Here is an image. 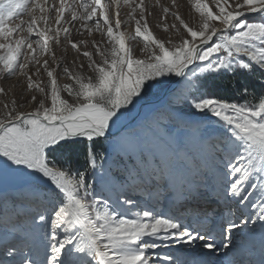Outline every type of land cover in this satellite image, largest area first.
Here are the masks:
<instances>
[{
  "label": "snow or ice",
  "instance_id": "6c2138e0",
  "mask_svg": "<svg viewBox=\"0 0 264 264\" xmlns=\"http://www.w3.org/2000/svg\"><path fill=\"white\" fill-rule=\"evenodd\" d=\"M190 4L199 16L197 27L186 23L179 12L162 9L161 19L171 16L178 22L171 28L182 36L179 44H171L149 30L147 17L152 13L145 0H0V72L24 76L28 91L45 93L27 72L39 65L36 73L43 69L50 81L46 93L50 106L41 100L35 110L25 112L13 102L0 112V192L11 183L17 193L0 196V264H179L169 251L173 245H194L199 240L212 251L229 249L235 246L234 230L252 234L241 264H264V97L255 106H242L190 95L192 89L199 91L206 74L212 78L237 69L253 71L254 66L264 70V0H212L214 8L206 0ZM121 7L130 9L147 59L135 58L126 46L120 31ZM172 7H178L176 0ZM251 14L261 22H253ZM25 15L27 22L22 19ZM76 21L89 36L93 31L102 36L106 32L108 47L95 40L90 48L87 41L73 42L71 28L64 23ZM62 37L86 59L91 75H84L83 63L76 73L64 67L73 83L59 88L57 69L40 58L55 59L51 44L60 45ZM169 88L204 118L222 123V135L210 146L216 192L236 211L218 232L203 224L193 228L154 206L143 207L123 192L115 199L105 196L93 179L97 168L103 171L93 144L103 139L109 146L134 148L128 136L112 138L153 90ZM61 92L75 103L62 98ZM31 100L37 97L32 95ZM166 120L161 113L154 125L162 127ZM183 136L204 143L198 128L177 117L172 139ZM83 141H87L83 170L72 172L50 159L65 143ZM161 153L156 172L183 183L179 164L187 154L183 149L170 152L166 146H161ZM199 187L190 185L187 195H201Z\"/></svg>",
  "mask_w": 264,
  "mask_h": 264
},
{
  "label": "rangeland",
  "instance_id": "374dc122",
  "mask_svg": "<svg viewBox=\"0 0 264 264\" xmlns=\"http://www.w3.org/2000/svg\"><path fill=\"white\" fill-rule=\"evenodd\" d=\"M206 2L210 7H215L212 0H206ZM176 4L178 7L173 8L172 0H145L146 7L152 13L147 17L149 30L156 38L166 43L170 41L171 44H179L182 36L171 28V24H178L171 16L161 19L163 7H169L171 11L179 12L185 22L193 27H197L199 23V16L191 8L190 0H176ZM129 11L130 9L127 7L120 9L122 21L120 31L126 37V46L131 49L133 56L138 59H147L148 53L143 48V41L135 35V21L129 18ZM137 18H139L138 12ZM22 19L27 22L29 17L25 15ZM68 20H71L70 16H68ZM252 21L261 22L258 17L253 18ZM114 22L115 17H113V25ZM50 23L54 24V20ZM80 23V21L73 24L64 23V26L71 28L70 39L73 42L87 41L90 48L91 42L95 40L104 47H108L106 32L102 36L101 32L93 31V34L89 36L80 29ZM166 24L169 26L167 31L164 30ZM61 39L60 45L51 44L55 59L49 55L40 58L41 63L47 59L49 67L57 69L54 72V78L59 88L73 83L63 73L64 67H68L73 73H76L81 71L80 65L83 63L85 65L84 75H91L86 68V59L72 50L70 44L64 41L63 37ZM80 48L82 52L84 45L80 44ZM96 59L98 60L99 57ZM36 67L39 65L30 66L27 72L32 75L33 81H38L40 86L45 88V93L35 90L28 91L27 80L24 76L9 77L0 72V89H3L0 92V112L4 111L5 105L11 107L13 102H15L17 110L25 112L35 110L41 100L46 106H50V99L46 95L50 81L43 69L36 73ZM259 70L264 72V70ZM162 91L153 90L146 98L145 103L156 100ZM32 95L37 97L36 101L31 100ZM179 95L180 93H177L175 89L162 102L160 109L147 116L144 127H137L112 138L117 140L128 136L134 148L130 149L115 143L109 146L108 141L101 139L100 146L104 148V151L99 152L100 150L97 148L96 155L97 164L103 165V171L97 168L96 176L93 179L105 196L115 199L123 192L137 200L143 207L154 206L157 212L178 216L183 223L189 224L193 228L203 224L214 232H218L221 230V225L226 224V220L232 218L231 214L236 211L234 206L225 205L218 198L216 192L217 176L210 146L215 144L222 135L223 126L218 118H204L202 113L195 112L187 101L177 98ZM190 95L192 98L200 96L197 89H192ZM61 96L69 103H75L73 97L68 96L66 92H61ZM161 113L167 116V120L164 122V126L156 127L154 121ZM177 117L182 118L192 128H198V134L203 138L204 143L191 140L187 136H183L182 140L173 141ZM161 146H166L170 152L183 149L187 154L188 159L179 164L183 183L180 180L173 181L167 176H160L156 172V167L162 157ZM105 156L106 160L101 158ZM89 173H91V169ZM190 185L193 187L199 185L201 195L195 198L188 196L187 189ZM182 191L184 192L183 196L181 195ZM6 193L0 194V196L12 197L17 194L13 191ZM251 239L252 234L234 230L233 244L235 246L229 249L221 248L219 251H212L203 247L204 241L197 240L194 245H173L169 251L178 259L179 264H241L243 259H247V254L243 250L248 247ZM256 251L258 259V247Z\"/></svg>",
  "mask_w": 264,
  "mask_h": 264
},
{
  "label": "trees",
  "instance_id": "16d2710c",
  "mask_svg": "<svg viewBox=\"0 0 264 264\" xmlns=\"http://www.w3.org/2000/svg\"><path fill=\"white\" fill-rule=\"evenodd\" d=\"M257 16H250V19ZM199 95L213 96L218 99L237 103L242 106H255L260 98L264 97V73L254 67L253 71L237 69L234 73H224L217 77L209 78L207 74L199 84ZM101 141L93 144L94 152H103ZM87 152V141L65 143L53 157L58 165L73 171L83 170ZM90 170V169H89Z\"/></svg>",
  "mask_w": 264,
  "mask_h": 264
},
{
  "label": "bare ground",
  "instance_id": "6f19581e",
  "mask_svg": "<svg viewBox=\"0 0 264 264\" xmlns=\"http://www.w3.org/2000/svg\"><path fill=\"white\" fill-rule=\"evenodd\" d=\"M161 104H160V106H161ZM145 105H146L145 108L139 114H138V106H137V108L134 109L132 111V113L130 115H128L124 119V121L122 122V125H121V129H120L119 132L116 133V136L117 135L120 136L121 134H123L125 132H128V131H132L133 129H135L137 127H144L145 126V122L144 121L147 119V116H149L150 113L160 109V107L158 105H156L152 101L146 102ZM68 143H72V142H68ZM10 191H13V193L16 192L15 191V186L13 184H11V183L8 184V185H5L4 186V191L0 192V194H4V193L10 192Z\"/></svg>",
  "mask_w": 264,
  "mask_h": 264
},
{
  "label": "water",
  "instance_id": "95a60500",
  "mask_svg": "<svg viewBox=\"0 0 264 264\" xmlns=\"http://www.w3.org/2000/svg\"><path fill=\"white\" fill-rule=\"evenodd\" d=\"M255 14H251L250 16H254ZM264 73V72H263ZM174 79H179V78H174ZM175 90V88H169V89H165L162 91L161 95L154 101L156 105H158L160 107V104ZM145 104L139 105L138 106V114L145 108ZM135 118V117H134ZM133 118V119H134ZM132 119V120H133Z\"/></svg>",
  "mask_w": 264,
  "mask_h": 264
}]
</instances>
